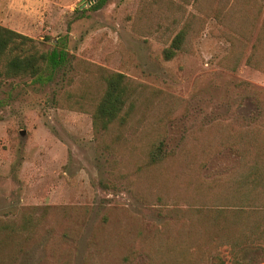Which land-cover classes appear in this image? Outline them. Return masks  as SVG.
Segmentation results:
<instances>
[{
  "label": "rangeland",
  "instance_id": "374dc122",
  "mask_svg": "<svg viewBox=\"0 0 264 264\" xmlns=\"http://www.w3.org/2000/svg\"><path fill=\"white\" fill-rule=\"evenodd\" d=\"M94 4L0 0V24L71 60L47 85L0 78V264H264V0ZM98 67L135 88L100 134Z\"/></svg>",
  "mask_w": 264,
  "mask_h": 264
},
{
  "label": "trees",
  "instance_id": "16d2710c",
  "mask_svg": "<svg viewBox=\"0 0 264 264\" xmlns=\"http://www.w3.org/2000/svg\"><path fill=\"white\" fill-rule=\"evenodd\" d=\"M108 1L95 0L92 9L98 10ZM261 36L264 39L263 25L258 35L259 41ZM187 37V28H183L165 48L164 58L172 60L183 48ZM60 44L61 42H58L53 49L45 50L34 38L0 24V78L5 80L30 78L40 85L51 83L60 71L71 64L70 53L66 45L61 46ZM249 60L251 61V57ZM98 69L103 94L94 105L92 113L95 133L100 134L109 132L112 125L125 121L128 115L126 108L135 93V88L126 74L113 72L104 67H98ZM78 104L83 103L79 100ZM166 155L164 142L160 141L149 152V162L151 165H156L162 162ZM4 231L6 228L0 226V233ZM134 257V255L125 257V263L130 264Z\"/></svg>",
  "mask_w": 264,
  "mask_h": 264
},
{
  "label": "crops",
  "instance_id": "0c3cea01",
  "mask_svg": "<svg viewBox=\"0 0 264 264\" xmlns=\"http://www.w3.org/2000/svg\"><path fill=\"white\" fill-rule=\"evenodd\" d=\"M13 1V0H12Z\"/></svg>",
  "mask_w": 264,
  "mask_h": 264
}]
</instances>
